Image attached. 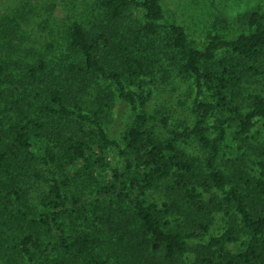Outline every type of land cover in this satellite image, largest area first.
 Instances as JSON below:
<instances>
[{
	"label": "trees",
	"instance_id": "obj_1",
	"mask_svg": "<svg viewBox=\"0 0 264 264\" xmlns=\"http://www.w3.org/2000/svg\"><path fill=\"white\" fill-rule=\"evenodd\" d=\"M99 1L101 32L69 27L74 59L55 66L48 46L0 61V105L11 113L0 126V259L264 264V5L237 15V34L214 24L200 49L160 0ZM223 46L231 53L217 57ZM173 66L197 83L182 124L148 109L147 78ZM116 100L132 119L119 137L109 129ZM194 141L204 157L182 146ZM219 214L224 228L211 234Z\"/></svg>",
	"mask_w": 264,
	"mask_h": 264
},
{
	"label": "rangeland",
	"instance_id": "obj_2",
	"mask_svg": "<svg viewBox=\"0 0 264 264\" xmlns=\"http://www.w3.org/2000/svg\"><path fill=\"white\" fill-rule=\"evenodd\" d=\"M160 1L166 20L184 25L189 37L200 49L206 46L208 32L214 24L226 20L228 29L238 33L240 27L237 15L251 11L258 4L264 5V0ZM129 16L135 22L145 21L144 18L141 19L143 12L139 9H132ZM74 21L82 22L93 32L98 33L101 32L102 26L107 24V15L99 0H0V61L25 56L34 47L41 50L51 47L49 48L50 55L57 61L54 63L55 66L59 65L60 59H74L76 54L68 47L67 41L69 27ZM164 23L161 27L162 36L159 39L166 38L167 35ZM230 53V48L223 46L216 51V56ZM262 70L264 75V61ZM147 80L149 86L154 87L148 109L168 116L175 123H185L189 115L190 102L197 94L196 78L182 74L179 67L173 66L168 72L159 71L149 76ZM260 85L257 79L252 82L253 87ZM116 104L119 106V114L109 129L113 136L119 137L132 119L130 108L126 103L116 100ZM3 108L4 102L2 101L0 126L5 130L9 126L8 120L11 113L6 110L2 111ZM258 128L264 130V125ZM182 146H185V150L192 155L205 156L204 150L197 141L188 142ZM252 159L248 161L251 166ZM231 160L234 159L231 158ZM219 165H229L226 155L221 157ZM41 168H46V166L41 165ZM80 185L74 183L70 189L81 188ZM164 197V190H154L150 194L152 200L159 202ZM224 224L222 215H217L211 234L221 233ZM231 248L236 250L238 245L232 244ZM6 252L9 254L11 250L8 249ZM6 257L10 260V264H25L23 259H17L15 262L13 256ZM0 264L8 263L0 259Z\"/></svg>",
	"mask_w": 264,
	"mask_h": 264
}]
</instances>
